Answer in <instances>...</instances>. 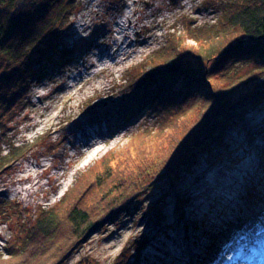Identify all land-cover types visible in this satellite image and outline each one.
I'll use <instances>...</instances> for the list:
<instances>
[{"label":"rangeland","instance_id":"obj_1","mask_svg":"<svg viewBox=\"0 0 264 264\" xmlns=\"http://www.w3.org/2000/svg\"><path fill=\"white\" fill-rule=\"evenodd\" d=\"M97 1L99 11L91 6L90 0H74L76 5L72 15L59 34L57 49L64 57L48 68L45 75L29 82L26 94L29 101L25 108L18 107L12 113L0 116L3 154L10 141L23 143L24 150L16 161L0 166V263L7 260L6 251L21 243L41 207H59L64 201L61 199L64 191L68 192L78 176L104 153L117 152L127 146L135 133H150L157 127L158 120L153 117L150 107L130 113L140 98V95L130 93V83L134 80L133 77L129 80L130 70L140 63L144 67L143 73L151 70L149 56L164 47L167 49L160 52V57L169 60V48L175 43L170 39L175 35L181 37L177 47L193 44L190 39H186V44L182 42L190 36L187 27L202 25L206 26V31L209 26L216 25L221 14L214 9L219 2L229 0ZM128 4L137 8L133 17L139 16L124 42L131 44L123 50L128 56L121 55L122 63L115 58L114 64L108 61L106 65L86 69L99 47L111 45L114 34L111 29L114 22L122 18ZM58 57L55 55V59ZM256 88L264 93V74ZM242 109L245 111L237 109L234 112L232 121L236 124L227 131L223 146L215 143L212 149L200 151L188 171L181 167L176 173H164L162 179L145 187L146 190L144 188L129 204L105 217L56 264H119L120 259L127 264H144L145 260H155L153 264L160 262L159 257L163 255L152 246L169 247L168 238L179 234L178 231L186 226L185 215L199 202L194 199L195 193L199 192L198 183L207 170L216 169L223 162L258 166V156L249 148L254 143H264L258 132V128L264 126V100L255 107H250L247 102ZM84 133H87V140L95 137L99 141V148L92 151L90 157L79 148ZM37 159H42L47 167V170H38L43 186L28 200L13 196L10 189L6 191L5 188L16 184L15 178L21 170L27 164L34 165ZM203 167L206 168L199 172ZM226 173L233 172L228 170ZM241 173H245L244 170ZM257 174L264 176V167ZM253 181L258 191L264 190L263 180L258 182V177H254ZM246 182L249 187L251 183ZM240 191L246 192L244 187ZM214 197L216 195L211 192L210 198L200 200L202 211L218 208L219 199ZM223 199L224 196L220 198ZM248 200L254 201L253 198ZM201 210H196L198 214L194 219L197 230L206 228V220L200 219ZM240 223L234 221L229 236L248 239L244 230L238 231ZM139 244L144 248L139 249L136 258H130L132 248ZM243 248L242 258L234 261L245 264L244 257L256 253L258 248L244 244ZM153 253L159 257L154 258ZM13 259L20 262L19 256Z\"/></svg>","mask_w":264,"mask_h":264},{"label":"trees","instance_id":"obj_2","mask_svg":"<svg viewBox=\"0 0 264 264\" xmlns=\"http://www.w3.org/2000/svg\"><path fill=\"white\" fill-rule=\"evenodd\" d=\"M73 2L0 0V116L25 108L29 82L64 57L57 49L59 34L72 15ZM214 11L221 15L206 31L202 25L187 27L190 36L182 42L190 39L193 44L177 47L181 37L172 34L169 60L160 57L164 47L149 56L151 70L143 73L142 63L130 70V93L140 95L130 113L150 107L157 127L135 133L117 152L104 153L64 191L59 207H41L21 243L6 251L7 260L0 264L58 263L105 217L164 173L181 167L188 171L200 151L215 143L223 146L236 124L234 112H244L247 102L255 107L264 100L256 88L264 74V0L221 1ZM7 144L4 154L0 149V166L24 152L23 143ZM142 246H134L130 258Z\"/></svg>","mask_w":264,"mask_h":264},{"label":"bare ground","instance_id":"obj_3","mask_svg":"<svg viewBox=\"0 0 264 264\" xmlns=\"http://www.w3.org/2000/svg\"><path fill=\"white\" fill-rule=\"evenodd\" d=\"M90 3L95 10H100L97 0H90ZM131 5L128 4L122 18L114 22V26L111 29L114 33L111 36V45L104 48L99 47V50L93 54L95 58L86 69L106 65L108 61L114 64L115 58L122 63L124 58L128 56V53L124 54L123 50L126 47L129 48L131 44L129 45L128 42L124 44V42L130 30L133 29L139 20V16L133 17L137 12V8H133ZM79 78L83 80L84 77L80 75ZM73 79L76 80L75 77ZM75 84L76 82L73 85ZM258 132L260 137L264 139L263 125L258 128ZM97 134L99 135V132ZM86 135L87 133H84L82 135L84 137L79 140V148H83V151L89 153L90 157L92 151L96 152L99 148V141L95 137L87 140ZM249 151L256 152L255 155L258 156L257 167L251 163L246 166L244 164L236 166L223 162L216 169L206 171L207 174L198 183L201 188L199 192L195 193L194 199L199 202L193 204L185 215L184 225L186 226H183L178 231L179 234H174L169 238L165 236L169 239L167 242L169 247L167 245L163 247L160 245L152 246L156 252L159 251L163 255V257L161 255L159 257L157 253L152 254L154 258L159 257L160 262L157 261V264H242L241 261L234 260H238L239 257L242 258L243 244L257 245L258 248L256 253L244 257L245 264H251V262L262 264L264 260V190L258 191L252 179L258 177V182L259 180L264 181V176L261 177L257 174V171L262 170L264 167V143H254L249 148ZM204 168L206 167L201 168L199 172ZM39 169L47 170L42 159H37L34 165L27 164L21 170V173L16 176V184L5 188L6 191L10 189L13 196L28 200L30 196L35 194L37 189L43 186L40 181L42 174L39 173ZM228 170L233 173L227 174L226 171ZM243 170L245 173H241ZM226 175L228 176L226 177ZM246 181L251 183L249 187ZM66 184L67 182L63 186ZM242 187L246 191L244 194L240 191ZM211 192L219 199H217L219 206L213 211H205L204 209L202 211V202L200 200L210 198ZM223 196L225 199L221 201L220 198ZM248 198H253L254 201L250 202ZM211 199L213 198L211 197ZM199 209L201 210L200 219L206 220V228L197 230L194 219L196 214H198L196 210ZM208 213L211 214L204 218ZM234 221L241 222L239 227H237L238 231L244 230L248 239L241 238V236L237 238L229 236L232 232ZM188 223L189 225H187ZM161 242L159 241V243ZM247 242L252 243L246 244ZM142 248L144 247L142 246ZM154 261L145 260L144 264H153L152 262Z\"/></svg>","mask_w":264,"mask_h":264}]
</instances>
